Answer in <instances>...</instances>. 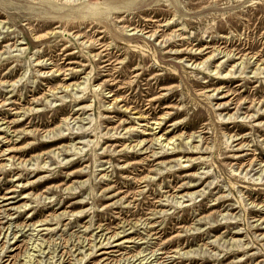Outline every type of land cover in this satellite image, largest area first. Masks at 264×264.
I'll use <instances>...</instances> for the list:
<instances>
[{"label": "rangeland", "instance_id": "rangeland-1", "mask_svg": "<svg viewBox=\"0 0 264 264\" xmlns=\"http://www.w3.org/2000/svg\"><path fill=\"white\" fill-rule=\"evenodd\" d=\"M0 264H264V0H0Z\"/></svg>", "mask_w": 264, "mask_h": 264}, {"label": "bare ground", "instance_id": "bare-ground-1", "mask_svg": "<svg viewBox=\"0 0 264 264\" xmlns=\"http://www.w3.org/2000/svg\"><path fill=\"white\" fill-rule=\"evenodd\" d=\"M142 47V46H141ZM163 136V135H162Z\"/></svg>", "mask_w": 264, "mask_h": 264}]
</instances>
